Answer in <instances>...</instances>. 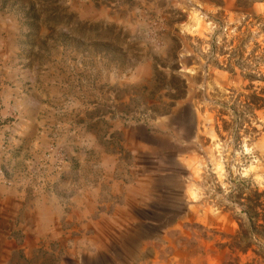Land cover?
I'll return each instance as SVG.
<instances>
[{
	"label": "rangeland",
	"instance_id": "374dc122",
	"mask_svg": "<svg viewBox=\"0 0 264 264\" xmlns=\"http://www.w3.org/2000/svg\"><path fill=\"white\" fill-rule=\"evenodd\" d=\"M258 47L264 0H0V264L263 260L229 195L264 191V111L216 133Z\"/></svg>",
	"mask_w": 264,
	"mask_h": 264
},
{
	"label": "trees",
	"instance_id": "16d2710c",
	"mask_svg": "<svg viewBox=\"0 0 264 264\" xmlns=\"http://www.w3.org/2000/svg\"><path fill=\"white\" fill-rule=\"evenodd\" d=\"M258 54L253 68L251 60L243 59L239 54L227 59L224 64L225 71L233 76L235 68H238L242 80L248 83L243 92L230 89L224 101L216 104L220 109L217 112L216 133L233 149H237L244 139L254 140L263 132L257 128L261 126L257 113L264 111V48L258 47ZM229 197L242 207L237 213L238 231L233 238L235 249L246 254L254 245L259 251L253 253L260 257L264 253V243L261 242L264 241V191L251 189L249 183L238 180ZM260 259L254 258L245 264H264V258Z\"/></svg>",
	"mask_w": 264,
	"mask_h": 264
}]
</instances>
